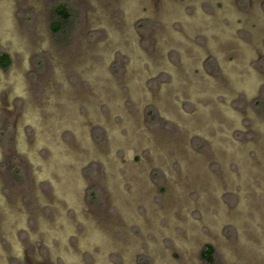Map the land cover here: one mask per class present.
<instances>
[{"label":"rangeland","instance_id":"rangeland-1","mask_svg":"<svg viewBox=\"0 0 264 264\" xmlns=\"http://www.w3.org/2000/svg\"><path fill=\"white\" fill-rule=\"evenodd\" d=\"M3 54L0 264H264V0H0Z\"/></svg>","mask_w":264,"mask_h":264},{"label":"trees","instance_id":"trees-1","mask_svg":"<svg viewBox=\"0 0 264 264\" xmlns=\"http://www.w3.org/2000/svg\"><path fill=\"white\" fill-rule=\"evenodd\" d=\"M55 13L58 21H66L68 19L69 13L64 6H57L55 8ZM60 23L55 22L52 24L54 31H57L60 27ZM9 64V58L6 55L0 56V65L6 67ZM201 258L205 261V264H216L215 251L211 246H206L201 252Z\"/></svg>","mask_w":264,"mask_h":264}]
</instances>
